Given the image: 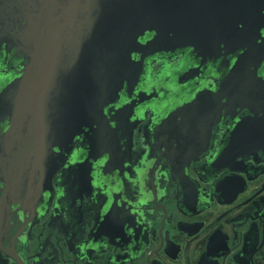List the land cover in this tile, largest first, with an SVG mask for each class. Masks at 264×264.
Masks as SVG:
<instances>
[{"label":"flooded vegetation","instance_id":"flooded-vegetation-1","mask_svg":"<svg viewBox=\"0 0 264 264\" xmlns=\"http://www.w3.org/2000/svg\"><path fill=\"white\" fill-rule=\"evenodd\" d=\"M197 1L190 26L218 18L220 30L202 33L200 50L134 55L114 101L74 137L64 119L55 146L49 124L45 150L9 152L0 111V264H264V126L245 101L264 80V11ZM230 39L248 47L228 53ZM10 47L0 89L27 63ZM236 60L251 67L232 72Z\"/></svg>","mask_w":264,"mask_h":264},{"label":"water","instance_id":"water-1","mask_svg":"<svg viewBox=\"0 0 264 264\" xmlns=\"http://www.w3.org/2000/svg\"><path fill=\"white\" fill-rule=\"evenodd\" d=\"M195 5L199 6L197 0H0V46H11L27 61L15 72L21 75L14 78L12 74L0 89V111L6 110L8 121L6 149L10 152L18 142H27V149L30 145L45 150L46 144L41 148L39 141L45 138L49 124L55 146L60 132L65 134L64 119L70 138L82 127L97 123L136 70L134 55L151 58L165 45L172 52L200 50L202 33L208 36L220 29L214 28L218 18L208 20L212 27H191L188 22L200 12L193 9ZM247 5L250 10L243 12ZM223 7H228V15L231 10L233 16H263L264 0H224ZM148 32L152 36L144 42ZM223 43L228 53L248 47L247 43L234 46L231 39ZM245 54L246 61L249 51ZM250 67L236 60L230 70L247 71ZM257 79L254 92L260 98L251 99L245 93V101L255 113L250 118L264 126V80ZM217 90L216 95L225 96L222 84ZM188 112L180 117L186 118ZM172 118L174 112L167 119ZM25 134L26 140L19 138ZM14 170L10 183L19 180Z\"/></svg>","mask_w":264,"mask_h":264},{"label":"snow or ice","instance_id":"snow-or-ice-1","mask_svg":"<svg viewBox=\"0 0 264 264\" xmlns=\"http://www.w3.org/2000/svg\"><path fill=\"white\" fill-rule=\"evenodd\" d=\"M239 26H240V28H244L245 25L243 23H241Z\"/></svg>","mask_w":264,"mask_h":264}]
</instances>
